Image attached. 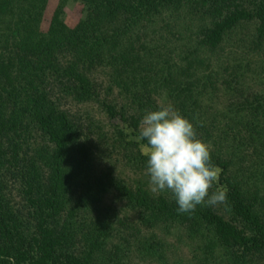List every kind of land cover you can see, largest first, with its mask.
Masks as SVG:
<instances>
[{
    "label": "trees",
    "instance_id": "trees-1",
    "mask_svg": "<svg viewBox=\"0 0 264 264\" xmlns=\"http://www.w3.org/2000/svg\"><path fill=\"white\" fill-rule=\"evenodd\" d=\"M66 1L44 31L47 0H0V264H125L108 240L122 222L112 186L146 221L201 235L210 263L264 264V0H78L73 27ZM163 87L211 146L210 191L226 187L230 211L178 214L166 194L98 174L63 105L99 99L137 138Z\"/></svg>",
    "mask_w": 264,
    "mask_h": 264
},
{
    "label": "rangeland",
    "instance_id": "rangeland-1",
    "mask_svg": "<svg viewBox=\"0 0 264 264\" xmlns=\"http://www.w3.org/2000/svg\"><path fill=\"white\" fill-rule=\"evenodd\" d=\"M58 2L59 0H47L40 22L42 30L48 29ZM63 11L65 24L73 27L82 16V4L78 0H67ZM248 28L243 30L244 34ZM96 76L101 78L100 75ZM165 90L163 87V92L159 95L152 90L149 102L157 105L163 103ZM63 105L70 109L71 116L83 129L80 140H85L90 148V164L94 170L98 174H109L119 185L125 181L134 189L141 186L152 195L148 177L144 174V142L134 137L129 120L110 118L99 99L77 102L69 98ZM149 108L143 109L142 114L153 109ZM113 187L104 196V200L106 204H111L113 212L122 222L115 224L112 221V236L108 240L113 251L117 246V253L125 264H212L205 259L203 244L206 240L201 235L194 236L177 219L160 216L159 219L146 221L148 213L144 208L134 209ZM143 241L144 248L140 250Z\"/></svg>",
    "mask_w": 264,
    "mask_h": 264
},
{
    "label": "clouds",
    "instance_id": "clouds-1",
    "mask_svg": "<svg viewBox=\"0 0 264 264\" xmlns=\"http://www.w3.org/2000/svg\"><path fill=\"white\" fill-rule=\"evenodd\" d=\"M138 139L144 142V174L150 191L168 194L177 204L178 214H191L197 206L223 205L225 211L231 210L226 187L210 191L221 173L211 161V146L198 137L194 123L171 104L161 103L145 112Z\"/></svg>",
    "mask_w": 264,
    "mask_h": 264
}]
</instances>
